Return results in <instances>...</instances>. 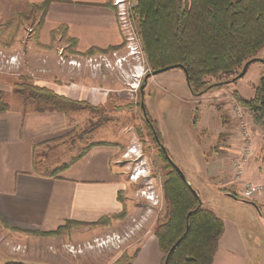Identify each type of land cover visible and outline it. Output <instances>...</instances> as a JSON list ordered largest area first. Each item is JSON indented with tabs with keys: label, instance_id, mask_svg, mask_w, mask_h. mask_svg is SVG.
Listing matches in <instances>:
<instances>
[{
	"label": "crops",
	"instance_id": "crops-1",
	"mask_svg": "<svg viewBox=\"0 0 264 264\" xmlns=\"http://www.w3.org/2000/svg\"><path fill=\"white\" fill-rule=\"evenodd\" d=\"M44 1L0 0V18L18 17L24 12H30L31 6ZM111 1L50 0L44 13L36 9V17L43 20L40 26L31 31V36L35 34V38H38L36 45L33 47L30 39L26 42L31 49V58L33 50L45 51V55L55 58L54 52L61 44L54 47L51 35L61 26H65L67 35L76 40L75 51L78 53L87 52L92 48L103 51L121 48L123 31ZM56 41L60 42L61 37ZM15 53L16 51H13L12 55ZM258 58L264 59V48L259 52ZM38 62L39 65L42 64L40 60ZM255 63L264 65L261 61ZM253 64L243 77L228 84L226 93L216 90L207 94H214L220 103H226L227 92L230 91L237 92L246 99L253 98L254 88L248 90V96L243 92L245 77L253 69L259 71V79L264 75V67H253ZM39 68L43 69L42 66ZM41 71L47 72L45 69ZM183 74L186 77L184 72ZM54 80L43 75L36 83L68 98L92 102L90 92L82 88L79 80L68 81L62 77ZM5 81L6 79L0 78V86L6 85ZM253 84L251 83L252 86ZM246 110L255 147L245 167L243 180L264 183V115L260 111ZM218 112L220 113L219 110ZM220 115L226 118L221 119L219 123L216 139L219 144H215L217 148L214 153L205 152L209 155V158L204 157L205 175L211 179L210 186L217 196L233 198L228 194L237 190V185L232 179L231 161L241 151L242 137L238 125L226 121L230 120L227 113L223 111ZM76 126L60 111L42 112L29 107H10L0 111V218L3 224L14 228L6 227L5 230L8 236L17 242L29 243L30 246L43 242L46 250L55 245L59 256L45 251L46 254L41 258L49 262L55 261L57 264H70V258L63 255L61 249L64 243L77 245L104 235L113 228L116 221L103 225L75 227L60 236L39 237L29 232L54 231L67 221L93 223L104 216L119 214L123 208L120 196L122 197L127 189V181L118 165L122 144L119 141L100 140L91 142L82 153H75L74 150L80 148L79 145L74 146L67 140ZM208 126L204 129L211 133L212 125ZM212 146L211 144L210 147ZM57 154L62 157L60 160L67 158V162L62 166H53L50 171L42 168L48 163V156ZM236 200L248 205L247 217L225 220L218 214L224 222V231L212 264H264V194L255 200L259 209L239 198ZM121 252L115 256L107 253L99 255L100 258L97 256L95 262L162 264L164 259V252L151 231L143 236L137 247L133 246L123 254ZM29 255L36 257L31 253ZM7 258L5 262L12 260ZM82 258H86V255Z\"/></svg>",
	"mask_w": 264,
	"mask_h": 264
},
{
	"label": "rangeland",
	"instance_id": "rangeland-1",
	"mask_svg": "<svg viewBox=\"0 0 264 264\" xmlns=\"http://www.w3.org/2000/svg\"><path fill=\"white\" fill-rule=\"evenodd\" d=\"M17 20L21 22V20ZM38 20L36 19L33 23L32 20H27L21 24L11 46L0 44L2 46L0 49V72L9 74H0V78L6 79L5 83L8 85L0 86L4 100L10 107L34 109V106L26 104L18 96L17 90L20 83L38 85L36 80L43 75L53 80L57 77L68 81L79 80L82 83V88H86L90 92L92 102L70 98L85 103L84 107L86 105L89 107L64 112L66 119L77 125L67 141L74 146L79 145L80 148H75V153L78 151L82 153L91 142L119 141L122 146L118 165L127 181V189L122 195L123 208L118 214L120 216L111 220L112 222L116 221V224L104 234H126L128 232L127 239L120 248L111 245L105 248L86 249L84 252L76 254L69 252L67 248V245L71 243H64L61 249L63 255L70 258V264H96L95 258L98 256L99 259V255L107 253L115 256L121 251V254L126 253L131 247H137L145 234L150 231L154 234L156 226L165 221L167 203L164 197L163 183L168 178L171 167L162 157V148L157 143L156 134L149 127L151 121H154L158 128L162 140L161 145L168 150L171 159L192 182L194 189L200 194L203 206L212 210L216 215L221 214L220 216L225 220L228 218L239 220L247 217L248 205L228 196H217L210 186L211 179L205 175L206 160L204 161V157L209 158L205 152L214 153L217 148L215 144H219L216 141L219 123L221 119L225 120L226 118L222 117L220 113L226 112L227 118L230 119L226 121L233 122V125H239L236 118L229 112L228 98L234 95V92H227L226 103L218 102L214 94L207 93L216 90L226 93L228 84L231 82L215 87L200 96L192 94L183 74L184 71L182 72L181 69H170L154 76L150 75L145 82L146 75L151 71L142 49L139 61L130 58L129 62L124 63L123 66L116 65L113 68L88 64L85 61L89 56L95 57L102 53H112L115 50L93 54L72 53L64 40L51 41L54 47L58 44H61L60 47L63 46V54L67 59L81 60L82 66L69 65L68 61L62 64L60 62V47L54 52V59L53 56L49 57L44 54L45 51L41 50H33L31 58L29 54L31 49L28 48L26 42L30 39L33 47L36 45L38 38H35V34L31 36V31L37 26ZM11 21L13 22L14 19L0 18V34L5 24ZM12 26H15V23ZM9 30L7 29L3 37L0 35V38L2 37L6 42L10 40ZM122 33L123 44L116 51L119 54H127V38L124 32ZM137 44L141 45L138 37ZM13 51H16L15 55H12ZM12 56L16 57L14 62L11 60ZM38 60L42 62L41 65L38 64ZM256 65L264 67L259 63H254L253 67ZM40 66L47 72L41 71L43 69L39 70ZM178 75L182 76L178 77ZM244 81L243 92L248 96L249 91L260 82L259 71L253 69L247 74ZM144 82L145 85L141 89ZM251 83H254L253 86ZM245 89L247 90L245 91ZM142 100L145 111L141 107ZM224 105H228V107L225 108ZM208 125H212L211 133H207V130L204 129L205 126L209 127ZM211 144L212 147H210ZM48 158V163L45 167L42 166L47 171L52 170L55 165L62 166L68 160L67 158L60 160L62 157L59 154L50 155ZM137 172L139 173L138 178L132 179L131 175H136ZM148 196H153V199H149ZM75 227L84 226L72 224L57 235L43 236L29 233L39 237L60 236ZM5 228L0 220V264H4L7 256V259H12L8 262H13L16 259V262L27 261L22 262L25 264H57L55 261L49 262L41 258L46 254L45 251H51L52 254L56 253L55 255L59 256L60 253L55 245L46 250L43 242L32 244V246L29 243L24 244L25 242L22 244L8 236ZM93 239L88 241H93ZM29 253L36 257L28 256ZM80 255H86V258H82L83 256ZM60 258L62 257L60 256ZM123 258L125 257L123 256Z\"/></svg>",
	"mask_w": 264,
	"mask_h": 264
},
{
	"label": "trees",
	"instance_id": "trees-1",
	"mask_svg": "<svg viewBox=\"0 0 264 264\" xmlns=\"http://www.w3.org/2000/svg\"><path fill=\"white\" fill-rule=\"evenodd\" d=\"M49 2L45 0L33 5L30 12H24L12 18L13 22H7L0 35L3 37L10 28V40L6 42L1 37L0 44L11 46L21 24L27 20L33 23L39 19L37 26H40L43 18L36 17V9L44 13ZM131 19L150 71L166 67L181 69L186 74L187 84L194 96L239 79L246 64L250 62L248 70L264 48V0H137ZM14 23L15 26H12ZM58 37L68 44L72 53L76 52V40L67 35L65 26L52 32L53 41ZM106 51L109 50L92 48L87 53ZM18 88V96L26 104L34 106L36 111L70 112L88 106L84 107L85 103L33 83L23 82ZM253 88L255 94L251 99L243 98L237 92H234V96L246 109L260 111L264 115V75ZM9 108L0 90V111ZM149 127L161 145L160 133L154 121ZM161 152L164 161L171 167L163 183L167 203L166 219L154 231L164 252L162 264H212L224 231V222L203 206L200 196L195 195L181 178L167 159L168 150L161 149ZM232 193L242 198L237 192ZM119 216H104L93 223L67 221L54 231L32 233L57 235L72 224L103 225ZM4 226L14 229L6 223ZM4 264L25 263L13 261Z\"/></svg>",
	"mask_w": 264,
	"mask_h": 264
},
{
	"label": "built area",
	"instance_id": "built-area-1",
	"mask_svg": "<svg viewBox=\"0 0 264 264\" xmlns=\"http://www.w3.org/2000/svg\"><path fill=\"white\" fill-rule=\"evenodd\" d=\"M137 0H113L112 4L115 7L116 14L119 19L120 26L127 38V54H119L116 50L112 53H102L99 56H89L85 63L94 64L97 66L115 67L116 65L123 66L124 63L129 62L130 58L139 61L141 53V45L137 44V35L135 27L132 23L131 15L132 9L136 5ZM64 49L60 48V62L62 64L68 61L69 65L82 66L83 62L79 59H67L63 54ZM15 56L11 57L14 62ZM229 112L238 121V127L241 134L242 145L239 155L231 161L232 167V179L237 185L236 192L245 199L255 201L264 194V183L244 181V170L254 152V140L253 132L250 128L246 108L236 99L234 95L228 98ZM264 140V134H263ZM139 173L131 175L132 179H137ZM149 199H153V196H148ZM129 233H111L101 237H96L93 241L85 242L84 244L77 246L70 244L67 245L69 252L82 253L86 249L105 248L114 246L120 248L121 244L127 239Z\"/></svg>",
	"mask_w": 264,
	"mask_h": 264
},
{
	"label": "water",
	"instance_id": "water-1",
	"mask_svg": "<svg viewBox=\"0 0 264 264\" xmlns=\"http://www.w3.org/2000/svg\"><path fill=\"white\" fill-rule=\"evenodd\" d=\"M258 61L264 62V59H262V58H256V62H258ZM249 64H250V62H248V63L246 64V66L244 67V69H243L242 72L240 73L239 78L243 77V76L246 74L247 67H248ZM170 69H171V67H166V68H163V69H159V70H155V71H153V72H150V73H148V74L146 75V79H145V80H147V78H148L150 75H151V76H154V75L160 74V73L165 72V71L170 70ZM141 107H142L143 111H145V106H144V101H143V100H142V102H141ZM145 115H146V113H145ZM157 139H158V138H157ZM161 148H162L163 150H165V147H164L163 145H161ZM166 156H167L168 161H169L170 163L173 164V166L175 167L176 171L179 173V175L181 176V178H182V179L187 183V185L193 190L194 194L197 195V196H200L199 193H198V191H197L196 189H194V187H193L191 181L187 178V176L184 174V172L182 171V169H181L176 163H174V161L171 159V157H170L168 154H166ZM228 194H229L231 197H233V198H235V199H238V197H237L236 195H234L233 193H228ZM239 199H241V200H243V201H245V202H247V203H250V204L254 205L257 209H259V207H258V205L256 204L255 201H253V200H248V199H245V198H239ZM190 216H191V212L188 214V218H189Z\"/></svg>",
	"mask_w": 264,
	"mask_h": 264
},
{
	"label": "flooded vegetation",
	"instance_id": "flooded-vegetation-1",
	"mask_svg": "<svg viewBox=\"0 0 264 264\" xmlns=\"http://www.w3.org/2000/svg\"><path fill=\"white\" fill-rule=\"evenodd\" d=\"M157 140V139H156ZM157 143H158V145L160 146V148H161V145H160V143L157 141Z\"/></svg>",
	"mask_w": 264,
	"mask_h": 264
}]
</instances>
